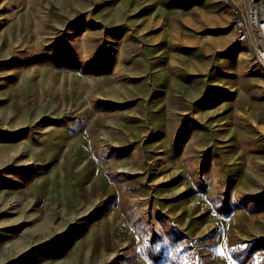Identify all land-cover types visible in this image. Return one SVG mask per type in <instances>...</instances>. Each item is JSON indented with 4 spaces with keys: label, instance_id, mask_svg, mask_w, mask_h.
I'll use <instances>...</instances> for the list:
<instances>
[{
    "label": "rangeland",
    "instance_id": "374dc122",
    "mask_svg": "<svg viewBox=\"0 0 264 264\" xmlns=\"http://www.w3.org/2000/svg\"><path fill=\"white\" fill-rule=\"evenodd\" d=\"M250 2L0 0V264H264Z\"/></svg>",
    "mask_w": 264,
    "mask_h": 264
},
{
    "label": "bare ground",
    "instance_id": "6f19581e",
    "mask_svg": "<svg viewBox=\"0 0 264 264\" xmlns=\"http://www.w3.org/2000/svg\"><path fill=\"white\" fill-rule=\"evenodd\" d=\"M250 2V17L253 27L258 29L260 35H264V5H253ZM252 4V5H251ZM256 42H259L258 37L255 36Z\"/></svg>",
    "mask_w": 264,
    "mask_h": 264
},
{
    "label": "built area",
    "instance_id": "2783aa9c",
    "mask_svg": "<svg viewBox=\"0 0 264 264\" xmlns=\"http://www.w3.org/2000/svg\"><path fill=\"white\" fill-rule=\"evenodd\" d=\"M237 28H238V32H239V37L241 38V40H247V33H246V29H245V24L241 19H237ZM262 36V35H261ZM260 46L262 47L263 51H260V58L264 61V47L262 44H260Z\"/></svg>",
    "mask_w": 264,
    "mask_h": 264
}]
</instances>
